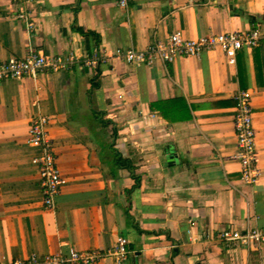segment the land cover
Instances as JSON below:
<instances>
[{"label": "crops", "instance_id": "1", "mask_svg": "<svg viewBox=\"0 0 264 264\" xmlns=\"http://www.w3.org/2000/svg\"><path fill=\"white\" fill-rule=\"evenodd\" d=\"M25 8L27 22L18 18ZM251 28L264 31V0H130L126 8L116 0H0V63L32 52L142 51L175 31L195 40L206 30ZM244 90L252 95L262 171L254 185L243 182L234 159L236 95ZM92 106L114 132L99 128ZM40 114L52 119L65 180L52 210L42 204L37 152L27 144ZM111 141L133 176L111 167ZM128 206L135 227L127 225ZM263 226L264 44L243 50L235 65L215 50L151 66L76 63L0 81V264L46 256L61 240L108 253L119 236L128 239L123 264H264V245L192 237ZM97 264L115 262L107 256Z\"/></svg>", "mask_w": 264, "mask_h": 264}, {"label": "built area", "instance_id": "2", "mask_svg": "<svg viewBox=\"0 0 264 264\" xmlns=\"http://www.w3.org/2000/svg\"><path fill=\"white\" fill-rule=\"evenodd\" d=\"M130 0H116L121 8H126ZM233 0H226V4ZM29 12L23 9L18 18L27 22ZM264 44V31L251 28L247 32H227L215 34L209 30L195 40H184L181 32L175 31L166 42H157L142 51L133 49H115L113 51L97 50L79 58L73 52L55 56L30 53L24 58H12L0 63V81L21 80L25 77H36L42 72H59L81 63L89 69H98L111 61L124 62L130 66L153 65L156 60L171 62L180 56L199 57L203 52L221 50L230 65H235L237 58L246 48H254ZM237 111L234 117V131L237 138V148L234 159L239 163L243 182L254 185L262 177L258 167L259 153L256 142L257 132L254 126L252 95L249 91H240L236 95ZM124 105V102L121 103ZM33 108L38 106L36 101L31 103ZM51 118L44 115L35 116L27 129V144L37 154L32 158V164L38 170V182L42 193V204L45 209L52 210L57 196L61 193L65 180L59 165L56 152V141L49 130ZM191 235V231H189ZM193 241L209 243L217 241L232 246L264 245V226L246 229L245 231L226 229L215 235L208 234L200 238L192 236ZM128 239L120 236L108 253L98 250L81 251L66 240L59 242V249L46 256L32 254L29 258L16 259L9 264H97L111 256L115 264H123L128 255Z\"/></svg>", "mask_w": 264, "mask_h": 264}, {"label": "trees", "instance_id": "3", "mask_svg": "<svg viewBox=\"0 0 264 264\" xmlns=\"http://www.w3.org/2000/svg\"><path fill=\"white\" fill-rule=\"evenodd\" d=\"M91 113H92V116H93L94 120L97 122L100 129H107V128L111 127L113 132H114L115 124L112 121L105 119L103 112H101L96 106L95 107L92 106ZM113 138H115V134L112 135V139ZM108 146H109V149L111 151V154L113 155V158L110 161L111 167L113 168V170L128 169L131 171V174L133 176V174H134L133 165H131V163L128 160H125L124 158H122L121 154L114 147V143L112 141L108 144ZM129 207L130 206L124 208V213L126 216L127 225H131V226L135 227L134 222H133V218L129 212Z\"/></svg>", "mask_w": 264, "mask_h": 264}, {"label": "rangeland", "instance_id": "4", "mask_svg": "<svg viewBox=\"0 0 264 264\" xmlns=\"http://www.w3.org/2000/svg\"><path fill=\"white\" fill-rule=\"evenodd\" d=\"M52 120V119H51ZM50 130V129H49ZM51 131V130H50ZM120 237V236H119ZM117 240V239H116Z\"/></svg>", "mask_w": 264, "mask_h": 264}]
</instances>
